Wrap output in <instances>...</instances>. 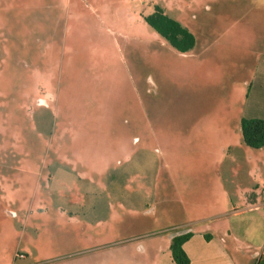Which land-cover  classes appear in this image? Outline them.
<instances>
[{"label": "rangeland", "instance_id": "374dc122", "mask_svg": "<svg viewBox=\"0 0 264 264\" xmlns=\"http://www.w3.org/2000/svg\"><path fill=\"white\" fill-rule=\"evenodd\" d=\"M256 1L0 0V264H105L109 242L194 227L253 74ZM155 4L191 51L143 20Z\"/></svg>", "mask_w": 264, "mask_h": 264}, {"label": "crops", "instance_id": "0c3cea01", "mask_svg": "<svg viewBox=\"0 0 264 264\" xmlns=\"http://www.w3.org/2000/svg\"><path fill=\"white\" fill-rule=\"evenodd\" d=\"M236 116L218 123L222 147L208 161L214 171L196 181L194 227L182 244L189 264H264V146L245 148L240 134L242 117L264 119V16H253V74ZM154 231L125 247L118 245L127 238L104 245L119 248L105 264H176L169 248L176 234Z\"/></svg>", "mask_w": 264, "mask_h": 264}, {"label": "trees", "instance_id": "16d2710c", "mask_svg": "<svg viewBox=\"0 0 264 264\" xmlns=\"http://www.w3.org/2000/svg\"><path fill=\"white\" fill-rule=\"evenodd\" d=\"M143 20L151 26L171 47L180 53L192 50L196 44L194 33L181 22L169 17L163 7L155 4L153 11L143 16ZM240 134L243 144L251 148L264 146V119H240ZM191 235L190 231L176 234L171 238L170 252L176 264H189V259L182 244Z\"/></svg>", "mask_w": 264, "mask_h": 264}]
</instances>
